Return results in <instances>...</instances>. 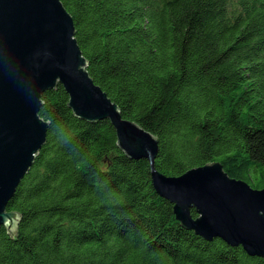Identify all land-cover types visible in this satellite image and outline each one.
<instances>
[{
    "label": "trees",
    "instance_id": "16d2710c",
    "mask_svg": "<svg viewBox=\"0 0 264 264\" xmlns=\"http://www.w3.org/2000/svg\"><path fill=\"white\" fill-rule=\"evenodd\" d=\"M61 1L95 83L158 138L157 170L219 162L264 188V0ZM68 104L62 84L43 93L47 141L9 202L22 220L0 227V264H264L185 229L149 161Z\"/></svg>",
    "mask_w": 264,
    "mask_h": 264
},
{
    "label": "water",
    "instance_id": "95a60500",
    "mask_svg": "<svg viewBox=\"0 0 264 264\" xmlns=\"http://www.w3.org/2000/svg\"><path fill=\"white\" fill-rule=\"evenodd\" d=\"M75 35L61 0H0V227L16 234L22 215L8 210L9 202L47 141L51 123L40 115L43 93L62 84L77 117L110 121L119 148L149 161L156 191L174 205L185 229L264 257V188L230 177L219 162L178 176L157 170L158 138L125 118L95 83Z\"/></svg>",
    "mask_w": 264,
    "mask_h": 264
}]
</instances>
